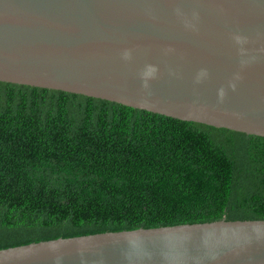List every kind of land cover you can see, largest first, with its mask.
Instances as JSON below:
<instances>
[{"label": "water", "instance_id": "95a60500", "mask_svg": "<svg viewBox=\"0 0 264 264\" xmlns=\"http://www.w3.org/2000/svg\"><path fill=\"white\" fill-rule=\"evenodd\" d=\"M0 82L264 138V0H0ZM0 264H264V220L58 238Z\"/></svg>", "mask_w": 264, "mask_h": 264}, {"label": "trees", "instance_id": "16d2710c", "mask_svg": "<svg viewBox=\"0 0 264 264\" xmlns=\"http://www.w3.org/2000/svg\"><path fill=\"white\" fill-rule=\"evenodd\" d=\"M264 220V138L0 82V250Z\"/></svg>", "mask_w": 264, "mask_h": 264}, {"label": "clouds", "instance_id": "9594fccd", "mask_svg": "<svg viewBox=\"0 0 264 264\" xmlns=\"http://www.w3.org/2000/svg\"><path fill=\"white\" fill-rule=\"evenodd\" d=\"M127 55V54H126Z\"/></svg>", "mask_w": 264, "mask_h": 264}]
</instances>
